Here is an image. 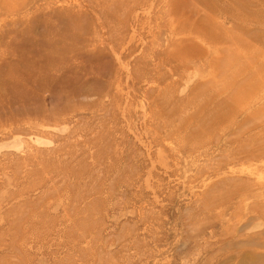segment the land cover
<instances>
[{"label":"rangeland","instance_id":"obj_1","mask_svg":"<svg viewBox=\"0 0 264 264\" xmlns=\"http://www.w3.org/2000/svg\"><path fill=\"white\" fill-rule=\"evenodd\" d=\"M0 264H264V0H0Z\"/></svg>","mask_w":264,"mask_h":264},{"label":"bare ground","instance_id":"obj_2","mask_svg":"<svg viewBox=\"0 0 264 264\" xmlns=\"http://www.w3.org/2000/svg\"><path fill=\"white\" fill-rule=\"evenodd\" d=\"M45 45L47 48L46 50H44V55L47 57V59H49L46 63L39 64V61L37 63L36 61H33L34 59H31L29 61L22 59L20 61L21 64L27 68V71L30 70L31 72H33V74H31L29 78L31 81H41L44 77H46V75L50 73L52 74V71H55V73L63 71L64 66L60 65L57 61L52 59L53 55L59 54L61 49L57 47L58 45H55L53 43L50 44L47 38L45 39ZM45 51H47V53ZM76 84H77V81H76ZM77 91H79V89H77L75 92Z\"/></svg>","mask_w":264,"mask_h":264}]
</instances>
